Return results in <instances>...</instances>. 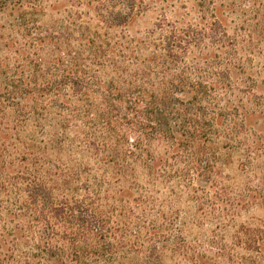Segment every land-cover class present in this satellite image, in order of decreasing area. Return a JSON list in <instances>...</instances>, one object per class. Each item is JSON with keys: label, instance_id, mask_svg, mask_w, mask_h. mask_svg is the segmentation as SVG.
<instances>
[{"label": "rangeland", "instance_id": "rangeland-1", "mask_svg": "<svg viewBox=\"0 0 264 264\" xmlns=\"http://www.w3.org/2000/svg\"><path fill=\"white\" fill-rule=\"evenodd\" d=\"M0 102V264H264V0H0Z\"/></svg>", "mask_w": 264, "mask_h": 264}, {"label": "trees", "instance_id": "trees-1", "mask_svg": "<svg viewBox=\"0 0 264 264\" xmlns=\"http://www.w3.org/2000/svg\"><path fill=\"white\" fill-rule=\"evenodd\" d=\"M6 84H7V88L9 89H7V94H8V97H7V100L8 101H10V102H14V96H16V97H19V98H23V97H25V92H24V85L22 84L21 86H18V85H16V84H11V83H9V82H7L6 81ZM11 95V96H10ZM179 97V94H176V92L174 93V94H169V99L170 100H172V101H177V99H179L178 98ZM19 98H17V101H18V103H19ZM12 100V101H11ZM5 105V104H3V103H1L0 102V105ZM38 189H41V188H38ZM42 190V189H41ZM37 196V194H35V196L34 197H36ZM30 197H32V196H30ZM33 198V197H32ZM32 198H30L31 200H32ZM38 202H40L39 200H38ZM34 204H36V198H35V202H34ZM252 241V240H251ZM253 242V241H252ZM254 245H256V247L257 248H255L256 249V252L259 250V247H258V244H257V240H254ZM262 243V247H264V241H262L261 242ZM13 245H14V247H13ZM10 248H11V250L9 251V252H5L4 253V255H3V257H6V254H7V259H6V264H22V263H26L25 261H24V259L23 260H19L20 259V257H22V256H20V257H17L16 255H15V248L17 247V245L16 244H13ZM255 247V246H254ZM12 248H14L13 250H12ZM0 251H2V246L0 245ZM17 253V252H16ZM17 257V258H16ZM18 259V260H17Z\"/></svg>", "mask_w": 264, "mask_h": 264}]
</instances>
